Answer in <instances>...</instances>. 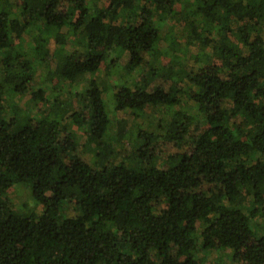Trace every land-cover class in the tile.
Returning a JSON list of instances; mask_svg holds the SVG:
<instances>
[{
    "label": "trees",
    "instance_id": "16d2710c",
    "mask_svg": "<svg viewBox=\"0 0 264 264\" xmlns=\"http://www.w3.org/2000/svg\"><path fill=\"white\" fill-rule=\"evenodd\" d=\"M181 1L0 0V264H204L202 251L227 264L240 249L242 264H264V0L173 11ZM168 14L183 18L168 47L185 61L157 68L154 21ZM33 23L56 45L28 33L39 79L29 55L5 52ZM77 34L86 52L66 49ZM117 48L143 80L115 89L110 116L95 78L49 96L54 79L78 86ZM155 77L167 86L147 89ZM10 93L45 106L3 116ZM155 107L164 114L142 128ZM21 182L35 218L7 196Z\"/></svg>",
    "mask_w": 264,
    "mask_h": 264
},
{
    "label": "rangeland",
    "instance_id": "374dc122",
    "mask_svg": "<svg viewBox=\"0 0 264 264\" xmlns=\"http://www.w3.org/2000/svg\"><path fill=\"white\" fill-rule=\"evenodd\" d=\"M5 1V0H3ZM190 3L187 0L181 1V3H177L173 6V11L177 10L179 7H181L182 11H186L189 9ZM16 9V13H18V9L13 6L11 10ZM179 10V9H178ZM15 11V10H14ZM167 14V13H166ZM70 16H73L70 15ZM164 18L168 19H162L158 20L155 19L154 26L157 27L158 35H159V43L157 44V48L153 50L151 55H149L148 59L154 66L162 67L165 64H173V63H182L185 61L184 57H182V54L178 52L179 46L174 48L175 51L170 50L168 45L172 42L173 39L176 40L177 33H181L184 30V24H183V18L180 19L176 14L172 16V14L165 15ZM180 20V21H179ZM38 26L36 23H33L28 27V31L25 34V37L23 42L18 41L17 39H13L12 43L9 47V49L6 52V54L10 53H18L22 56L29 55V73L31 76L37 77L39 79L43 76L44 71L41 69L43 67H40V64L38 62V57L36 53H33L32 50H30V47H28L26 44H28V41H30V37H28L29 32H40L41 37L46 40V48L53 51L55 48V44L52 41V37H49L46 33L48 29H45L41 31L40 29L37 30ZM41 28V27H40ZM52 29V28H50ZM53 32V30H52ZM80 34H77L75 38L72 36H69L67 40L64 42L66 49H69L67 46H76L77 49L80 51L85 49L83 48V42H81L79 38ZM83 44V45H82ZM193 47L192 50L197 52L198 42L194 40L192 42ZM94 51L98 52L99 48H92ZM193 51V52H194ZM2 52V51H1ZM0 52V57L2 56ZM66 52V51H65ZM86 52V51H85ZM56 55V54H55ZM193 59L195 62H200L204 64H218V61L215 59H211L209 61L206 57V54L204 53H196L193 55ZM126 56L125 54H122V50L117 48V50H112L109 53L105 54L103 57V62H101L99 69L94 74H86L83 78L84 80H81V82L78 84V86L69 87L67 84L63 83V80L61 78H56L52 81V87L54 88L53 92L49 93V96H53L54 94L58 97H61L64 91L66 90H76L79 93H81L84 90V87L86 85V81L90 78H95L98 82V85L101 86L103 89L102 93V100L104 103L105 110L110 116V108H111V99L112 94L115 91V89L120 85H128L130 83L129 80L135 81L137 84H141V81L143 78L140 75H134L136 74V71L133 72L128 70L127 68V62H126ZM209 62V63H206ZM106 63V64H105ZM109 63V65L107 64ZM41 68V69H40ZM35 71V72H34ZM42 75V76H40ZM45 79H44V81ZM146 88L150 89L153 88L155 85H164L165 87L167 84L163 83L162 80L159 77H155L151 81H146L145 83ZM47 94V91H46ZM3 105L5 104L6 109L3 114V116H11L12 113H22V111H27L29 109L32 112H35L36 110H39L45 106V103L39 100H32L29 98V94H21L16 95L10 93L9 95H5L2 99ZM187 101L186 98H182V102ZM183 104H180L182 106ZM75 107V106H74ZM181 110H183V106L181 107ZM163 108H157L155 107L154 110H146L144 114H142V117H140V126L142 128L148 127L151 128V126H154L156 120L158 117L162 116ZM165 112V111H164ZM7 113V115H6ZM164 119V118H162ZM253 131V128L252 130ZM82 130L78 129V134H81ZM166 165V163H165ZM25 182H21L19 184H16L8 189L7 196L10 198L12 202V208L14 210H18L22 212L24 215H28V213H33V215H29V217L35 218L40 213L41 209L38 205H36L35 201L31 198L28 187H26ZM238 258L236 262L233 261H227L226 259H229V251H224V261L226 260L227 264H242V256L243 252L240 249L237 252ZM216 256L215 251L205 252L202 251V257L204 258L203 263L204 264H213V259Z\"/></svg>",
    "mask_w": 264,
    "mask_h": 264
}]
</instances>
